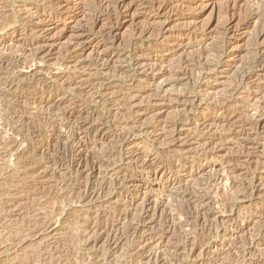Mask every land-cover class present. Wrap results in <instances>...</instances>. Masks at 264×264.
<instances>
[{"label": "rangeland", "instance_id": "374dc122", "mask_svg": "<svg viewBox=\"0 0 264 264\" xmlns=\"http://www.w3.org/2000/svg\"><path fill=\"white\" fill-rule=\"evenodd\" d=\"M122 3L0 0V264H264V0Z\"/></svg>", "mask_w": 264, "mask_h": 264}, {"label": "bare ground", "instance_id": "6f19581e", "mask_svg": "<svg viewBox=\"0 0 264 264\" xmlns=\"http://www.w3.org/2000/svg\"><path fill=\"white\" fill-rule=\"evenodd\" d=\"M125 0H115V5H120L122 2H124ZM123 4V3H122ZM165 6V5H164ZM255 13V12H254ZM261 13V12H260ZM259 13V14H260ZM259 14H255V16H258ZM263 15H264V12L262 13ZM254 16V17H255ZM253 17V16H252ZM258 17H260V15L258 16ZM257 17V18H258ZM262 30V29H261ZM260 30V31H261ZM258 35L262 38V36H264V32H259L258 33ZM257 35V36H258ZM259 49V48H258ZM223 55L222 53H219L218 55ZM258 54V53H257ZM217 55V56H218ZM257 61H258V63H260V66L262 67V69H264V47L262 48V52H260V54L258 55V59H257ZM12 62V61H11ZM198 63V62H197ZM219 63V62H218ZM12 64V63H11ZM198 65V64H197ZM200 66H202V65H200ZM198 68H200L201 69V67H198ZM204 68V67H203ZM205 69V68H204ZM199 71H201V70H199ZM247 72V71H246ZM247 74V73H246ZM245 73H243L242 72V74L240 73V75H239V82L237 81V83H240V82H242L243 80H245L246 78H248V76L246 75ZM11 78V77H10ZM11 81H12V78H11ZM13 82V81H12ZM36 84V83H35ZM15 85V84H14ZM239 85V84H238ZM237 87L238 86H234L233 88V91L235 92V90L237 89ZM42 90V89H41ZM239 90V89H238ZM5 109V108H4ZM263 110V109H262ZM6 111V110H5ZM2 114V113H1ZM10 119V118H9ZM6 121H8V120H6ZM8 123V122H7ZM41 123V122H40ZM49 128V127H48ZM41 129V128H40ZM127 133V132H126ZM128 134V133H127ZM130 136V135H129ZM79 137V136H78ZM68 139V138H67ZM72 149V148H71ZM105 158V157H104ZM109 161V160H108ZM114 171V170H113ZM93 192V191H92ZM228 202V201H227ZM232 205V204H231ZM6 219V218H5ZM114 234V233H113Z\"/></svg>", "mask_w": 264, "mask_h": 264}]
</instances>
